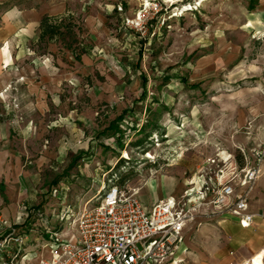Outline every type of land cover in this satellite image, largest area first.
Wrapping results in <instances>:
<instances>
[{"label":"rangeland","instance_id":"rangeland-1","mask_svg":"<svg viewBox=\"0 0 264 264\" xmlns=\"http://www.w3.org/2000/svg\"><path fill=\"white\" fill-rule=\"evenodd\" d=\"M0 85L7 125L22 129L7 140L22 187L0 238L26 237L32 259L55 238L74 243L78 214L120 176L148 210L222 164L235 184L255 170L249 208L264 211V0H0ZM200 219L166 264H250L264 251V219Z\"/></svg>","mask_w":264,"mask_h":264},{"label":"built area","instance_id":"built-area-1","mask_svg":"<svg viewBox=\"0 0 264 264\" xmlns=\"http://www.w3.org/2000/svg\"><path fill=\"white\" fill-rule=\"evenodd\" d=\"M221 166L212 180L186 189L180 200H159L148 210L135 192L109 183L98 204L78 214L74 243L55 238L44 247L50 257L32 259L23 250L26 237L12 231L0 238V264H166L180 250L184 229L200 218L223 215L250 228L264 219V211L255 214L248 203L257 172L248 170L235 184L232 171L225 175Z\"/></svg>","mask_w":264,"mask_h":264},{"label":"crops","instance_id":"crops-1","mask_svg":"<svg viewBox=\"0 0 264 264\" xmlns=\"http://www.w3.org/2000/svg\"><path fill=\"white\" fill-rule=\"evenodd\" d=\"M2 59H3V57H2ZM5 72L7 73V70ZM1 109H2V103L0 101V213L2 214L3 217H5L6 216L5 214L9 210L8 204L11 205V204L16 202L18 194H19L20 189L22 187V182H20L21 180H19V181H18V179L14 180V181L11 180V177L13 176L11 174V172H14V171L17 172L18 171V147H17V144L15 145V148H14V146L9 147L7 145V140L11 141V143L13 140L17 141L19 134L22 131V129L18 130L17 127L13 128V127H10L9 125H7L8 124L7 123V116H6V114L5 115L3 114ZM12 114H15V118H17V116H18L17 110H15V112H13ZM12 114H11V116H12ZM19 153L22 154V149L19 151ZM204 221H205L204 219H198L195 223L188 225L184 229V231H183V245L186 242L185 241L186 239L184 236L187 233V231L190 229V226H197V225L201 226L200 224H202V222H204ZM254 223H255V221H254ZM254 223L250 228H254V225H255ZM241 229L247 230L249 228H247V229L241 228ZM71 239L73 240V237ZM74 239H75V237H74ZM49 243L50 242H48L47 244H49ZM40 247H42V249H44L45 245H42ZM245 247H246V244H245ZM252 250L254 252L259 250V245L256 244L255 241H252L249 248H248V251H252ZM261 251H263V250H261ZM238 253L239 252L237 251L235 254L236 258H238L237 257ZM231 254L234 255V253H231ZM253 256L254 255H252V257ZM252 257H249V258H252ZM244 261H246V260H244ZM33 263H34V261L32 262V264ZM230 263L231 264H239V263H241V261H236L235 258L233 257L230 260Z\"/></svg>","mask_w":264,"mask_h":264},{"label":"trees","instance_id":"trees-1","mask_svg":"<svg viewBox=\"0 0 264 264\" xmlns=\"http://www.w3.org/2000/svg\"><path fill=\"white\" fill-rule=\"evenodd\" d=\"M46 22H47V20H46V18H44L40 23V27H39L40 38L41 39L46 38L47 40H52L53 37L57 34V30H56V28H53L52 26H48L46 24ZM67 50L70 51L71 53H73V50L71 49L70 46H67ZM119 166H117V167H119ZM109 183H112V184L118 186L120 189H123L124 184H125V180H124V177L120 176V178H118V179L117 178L112 179V181H110Z\"/></svg>","mask_w":264,"mask_h":264},{"label":"bare ground","instance_id":"bare-ground-1","mask_svg":"<svg viewBox=\"0 0 264 264\" xmlns=\"http://www.w3.org/2000/svg\"><path fill=\"white\" fill-rule=\"evenodd\" d=\"M149 1L150 0H143L145 6H149ZM166 2H173L176 0H165ZM175 3V2H174ZM177 3V2H176ZM46 251V250H45ZM263 256H264V251H261L260 253H257L250 259V264H263Z\"/></svg>","mask_w":264,"mask_h":264}]
</instances>
